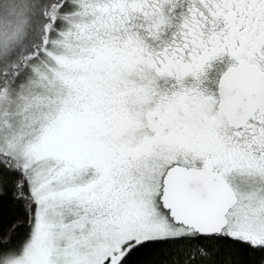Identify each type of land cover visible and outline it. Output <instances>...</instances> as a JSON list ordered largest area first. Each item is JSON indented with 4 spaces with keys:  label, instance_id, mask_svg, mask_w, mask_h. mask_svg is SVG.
I'll list each match as a JSON object with an SVG mask.
<instances>
[{
    "label": "snow or ice",
    "instance_id": "obj_1",
    "mask_svg": "<svg viewBox=\"0 0 264 264\" xmlns=\"http://www.w3.org/2000/svg\"><path fill=\"white\" fill-rule=\"evenodd\" d=\"M0 264H264V0H0Z\"/></svg>",
    "mask_w": 264,
    "mask_h": 264
}]
</instances>
